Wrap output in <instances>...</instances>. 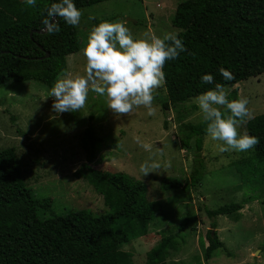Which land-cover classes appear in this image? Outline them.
<instances>
[{
    "label": "rangeland",
    "instance_id": "1",
    "mask_svg": "<svg viewBox=\"0 0 264 264\" xmlns=\"http://www.w3.org/2000/svg\"><path fill=\"white\" fill-rule=\"evenodd\" d=\"M182 1L110 0L82 8L81 21L76 26L79 50L65 58L63 76L85 75L83 49L95 21L122 22L134 39L146 38L145 33L163 37L169 32L177 33L170 19ZM224 88L229 101L247 98L252 117L264 113V73ZM154 95L153 115L141 106L117 117L108 109L106 97L91 91L84 108L58 115L52 111L54 98L49 97L46 88L34 82L6 80L0 84V150L14 151L24 186L34 198L49 200L51 214L63 216L76 210H87L95 216L103 214L107 209L101 195L75 174L85 162L80 135L92 115L91 125L100 144L91 168L121 173L142 182L146 201L160 204L143 234L102 257L101 264H144L146 252L169 235H177V244L168 252L166 264H264V186L256 180L239 182L231 168L232 164L250 158L252 150L221 153V142L203 135L200 155L205 168L199 186L188 193L162 190L164 179L175 178L183 184L191 171L192 153L179 143V126L205 121L195 103L197 96L176 107H163V87ZM238 132H245L244 124ZM143 143L151 144V151L141 147ZM145 162L157 163L160 168L144 176L140 167ZM231 203L241 209L230 216L212 220L204 213V208ZM212 221L222 248L204 261L206 232Z\"/></svg>",
    "mask_w": 264,
    "mask_h": 264
},
{
    "label": "trees",
    "instance_id": "2",
    "mask_svg": "<svg viewBox=\"0 0 264 264\" xmlns=\"http://www.w3.org/2000/svg\"><path fill=\"white\" fill-rule=\"evenodd\" d=\"M110 0H73L78 9ZM59 0H37L35 7L25 1L0 0V84L34 82L49 92L65 72V58L79 50L76 27L59 21V33L49 35L42 21L46 10ZM99 22L95 21V26ZM170 24L177 30L187 51L166 61L163 107L179 106L191 98L214 90L216 84L230 87L264 73V0H184L174 9ZM48 53V57H44ZM232 73L225 80L219 69ZM212 75L211 84L203 83ZM80 135L84 163L75 172L102 197L107 211L93 215L76 210L63 216L50 213L47 198L36 199L23 184L20 167L12 149L0 150V264H101V258L117 252L139 238L159 211L158 202L145 199L146 187L121 173L91 168L100 138L91 125ZM207 122L179 126V143L192 153L191 171L183 184L166 178L161 189L188 193L196 189L204 173L200 152ZM250 136L260 143L246 160L232 164L234 176L242 183L256 180L264 186V113L244 123ZM241 209L231 203L215 209L204 208L205 215L230 216ZM40 214L45 215L40 217ZM186 219L178 227L184 228ZM215 222L206 232L203 260L222 248ZM177 235H169L145 254L144 264H166L170 250L176 248ZM180 264V263H176ZM201 264V263H189Z\"/></svg>",
    "mask_w": 264,
    "mask_h": 264
},
{
    "label": "clouds",
    "instance_id": "3",
    "mask_svg": "<svg viewBox=\"0 0 264 264\" xmlns=\"http://www.w3.org/2000/svg\"><path fill=\"white\" fill-rule=\"evenodd\" d=\"M36 3L37 0H25L29 7H35ZM82 14L73 0L52 3L42 21L44 31L49 35L59 33L57 18L76 27ZM145 37L134 39L122 22L105 21L93 27L83 49L85 75H64L56 80L49 92V97L54 98L52 111L58 115L78 112L85 107L91 91L106 97L108 109L117 117L126 116L141 106L147 109L148 115H153L154 93L166 83L163 71L166 61L178 58L187 49L175 32L166 33L163 37L145 33ZM219 72L225 80L234 79L232 73L222 67ZM201 80L211 84L214 77L208 74ZM195 103L207 122V135L213 141L221 142V153L249 151L260 143L258 137L250 136L247 131L242 135L238 132L253 118L247 107V98L229 101L224 86L216 84L214 90L198 95ZM141 147L151 151L153 146L143 143ZM159 168L157 163L145 162L140 171L146 176Z\"/></svg>",
    "mask_w": 264,
    "mask_h": 264
},
{
    "label": "water",
    "instance_id": "4",
    "mask_svg": "<svg viewBox=\"0 0 264 264\" xmlns=\"http://www.w3.org/2000/svg\"><path fill=\"white\" fill-rule=\"evenodd\" d=\"M41 32H44V29L41 31ZM45 58L48 57V53H45Z\"/></svg>",
    "mask_w": 264,
    "mask_h": 264
}]
</instances>
